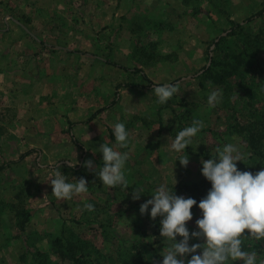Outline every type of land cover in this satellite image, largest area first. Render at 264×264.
<instances>
[{
    "label": "rangeland",
    "instance_id": "374dc122",
    "mask_svg": "<svg viewBox=\"0 0 264 264\" xmlns=\"http://www.w3.org/2000/svg\"><path fill=\"white\" fill-rule=\"evenodd\" d=\"M0 1L8 23L14 16L29 25H44L48 41L59 37L58 45L65 43L64 53L48 50L56 61L50 58L46 71L38 69L41 78L29 96L0 95V264H71L60 258L54 244L63 225L67 237L100 251L108 264H161V217H150L151 206L142 215L140 205L160 184L190 197L184 189L203 177L201 160L215 155L224 143H236L250 153L249 132H237L232 124L245 128L255 111H264V37L258 39L263 47L256 59H249L241 78H233L237 92L232 91L230 100L222 88L199 76L217 54L213 41L227 36L231 21L244 22L261 10L264 0ZM31 6L47 10L27 16L23 11ZM260 28L263 19L251 22L247 33L255 36ZM12 37L17 40L19 35ZM246 39L242 36L235 44ZM163 83H178L179 89L161 105L152 91ZM213 89L222 97L210 107L207 95ZM93 114L97 116L90 121ZM194 119L205 126L186 148L189 163L183 166L176 159L184 153L169 146L176 132ZM116 121L129 131L128 146L117 148L129 153L126 190L103 186L83 166L89 159L94 167L101 164L102 154L93 152L100 144L115 145L111 125ZM66 159L78 163L70 166ZM39 165L58 167L70 179L85 177L88 192L70 200L56 198L46 169ZM237 167L255 173L264 167V158L250 155ZM136 187L143 194L133 200ZM85 203L93 209L84 208ZM191 212L186 222L190 233L198 230L195 221L202 215L200 209ZM203 242L202 237L189 241ZM37 251L42 253L39 258Z\"/></svg>",
    "mask_w": 264,
    "mask_h": 264
},
{
    "label": "clouds",
    "instance_id": "9594fccd",
    "mask_svg": "<svg viewBox=\"0 0 264 264\" xmlns=\"http://www.w3.org/2000/svg\"><path fill=\"white\" fill-rule=\"evenodd\" d=\"M178 89V83L155 84L152 93L156 102L163 105ZM221 97L219 89L210 91L207 95L208 106L214 107ZM204 126L202 120L194 119L172 138L170 150L177 154L184 153L176 159L181 165L187 166L189 163L186 148L192 145L193 138ZM111 127L115 145L100 144L93 152L102 154L101 164L94 167L93 161L89 159L84 161L83 166L94 171L103 186H120L126 190L129 181L125 166L129 153L117 148L124 149L128 146L129 131L122 121H116ZM250 155L251 153L244 152L236 143L228 142L218 146L215 155L210 153L209 159H202L201 174L211 183V187L198 203L194 198L178 196L173 189L160 184L151 198L140 205L139 211L142 215L149 212L151 206L150 217H161L159 231L165 244L161 252V264H235L236 261H241L242 264H264L262 254L244 246L245 237L264 241V167L255 173L242 171L237 167L238 161L244 162ZM66 160L70 166L78 163L76 159L74 162ZM39 167L46 169L52 195L56 198L70 200L73 196L89 190L85 177L77 179L71 176L70 179L58 167ZM141 194L142 190L136 187L132 193L133 200L140 199ZM194 205L201 210L202 215L195 221L198 230L190 233L186 222L192 219L191 209ZM83 207L91 210L93 204L85 203ZM245 230L247 234L242 235ZM177 236L181 237L178 242ZM201 237L204 241L202 244L190 245V238L198 240Z\"/></svg>",
    "mask_w": 264,
    "mask_h": 264
},
{
    "label": "trees",
    "instance_id": "16d2710c",
    "mask_svg": "<svg viewBox=\"0 0 264 264\" xmlns=\"http://www.w3.org/2000/svg\"><path fill=\"white\" fill-rule=\"evenodd\" d=\"M263 19L264 20V3L261 10L253 13L245 19L244 22H232V27L227 31V36H220L213 41V45L216 46L217 54L213 59L211 58V63L209 66H205L202 70L203 73L199 76V79H208L212 84L219 86L223 89L225 97L230 100L233 96V92H237L235 89V84L233 83V78L242 77V68L248 65L249 59L255 60L257 57L258 50H260L263 45L258 41V39L264 37V29L260 28L255 36H252L248 32L249 24L253 21ZM248 22V25H244ZM248 38V40L242 41L240 45L235 44L237 40L241 37ZM141 72V71H140ZM241 81V80H240ZM241 86V82L239 83ZM130 87H135L137 85H126ZM116 100L113 101L115 103ZM262 112V113H261ZM260 113V114H259ZM253 113V119L255 121H249L246 127L243 128L242 124L238 125L232 124V127L238 132L239 129L247 130L249 132V150L252 155H257L258 157L264 158V111ZM252 114V113H251ZM97 115L93 114L89 120H93ZM240 132V131H239ZM73 142L75 145L80 146V143L73 137ZM32 150L22 154L21 159L25 158L31 154ZM3 167H0V170ZM211 187V183L202 177L199 182L192 184L184 189V191H189L191 193L190 197L194 198L197 203L207 195ZM174 191H178L177 187L173 188ZM193 209L199 210V208L194 205ZM29 221V216L21 222L20 230L23 232L25 226ZM65 225H63L61 235L54 239V244L58 247V253L63 261H68L71 264H108L104 255L98 251L94 252L88 249L87 245L74 240L71 237H67ZM247 230L242 235H246ZM244 246L247 249H255L259 254L264 256V241H258L251 237L244 238ZM42 255L40 251L36 252V258ZM138 256L141 258L140 253Z\"/></svg>",
    "mask_w": 264,
    "mask_h": 264
},
{
    "label": "crops",
    "instance_id": "0c3cea01",
    "mask_svg": "<svg viewBox=\"0 0 264 264\" xmlns=\"http://www.w3.org/2000/svg\"><path fill=\"white\" fill-rule=\"evenodd\" d=\"M5 10L0 7V95L4 93L6 96L14 97L19 93L29 96L35 83L41 78L38 72L49 68L47 60L52 58L53 62L56 61L57 57L48 50L53 52L51 50L60 48L63 52L65 43L58 45L62 43V39L59 40L58 36L54 42L50 39L48 41L50 35L48 27L26 24L18 21L17 18L14 19L13 15L11 16L14 21L11 23L13 26H10L5 18L7 15ZM42 10L46 12L47 8L31 6L23 12L27 16H33L41 14ZM13 34L14 36L18 34L19 38L15 40ZM42 74L40 73L41 76Z\"/></svg>",
    "mask_w": 264,
    "mask_h": 264
}]
</instances>
